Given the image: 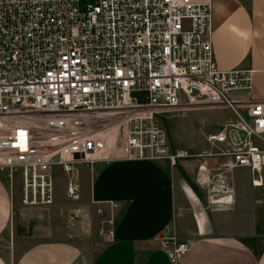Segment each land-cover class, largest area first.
<instances>
[{"label":"built area","instance_id":"obj_1","mask_svg":"<svg viewBox=\"0 0 264 264\" xmlns=\"http://www.w3.org/2000/svg\"><path fill=\"white\" fill-rule=\"evenodd\" d=\"M212 9L213 0H0V172L18 175L23 207L53 204L55 167L77 198L84 162L207 158L196 183L243 169L264 194V101L249 98L252 70L216 65ZM208 108L233 117L213 132L201 123L207 149L173 151L159 117ZM221 190L213 203L231 205L232 187ZM110 206L109 216L97 209L107 242ZM159 243L169 264L190 249L173 236Z\"/></svg>","mask_w":264,"mask_h":264},{"label":"crops","instance_id":"obj_2","mask_svg":"<svg viewBox=\"0 0 264 264\" xmlns=\"http://www.w3.org/2000/svg\"><path fill=\"white\" fill-rule=\"evenodd\" d=\"M211 33L216 65L252 70L249 98L264 101V0H213ZM196 166L181 161L191 181ZM94 168L88 208L109 216L116 205L114 241L94 238L98 251H85L58 227L73 205L56 199L49 207L25 208L21 190L0 172V264H169L159 239L172 236L190 246L178 264H264V198L256 189L252 200L235 195L227 209L209 212L167 160Z\"/></svg>","mask_w":264,"mask_h":264},{"label":"rangeland","instance_id":"obj_3","mask_svg":"<svg viewBox=\"0 0 264 264\" xmlns=\"http://www.w3.org/2000/svg\"><path fill=\"white\" fill-rule=\"evenodd\" d=\"M232 117L233 115L230 110L222 108H208L189 111L185 114L180 113L175 115H163L159 117L158 122L167 133L169 144L173 151L187 150L190 153H197L202 151L203 147L206 149V146H204V144H206L205 140L199 129L201 123L204 122L207 124L208 131L213 132L217 130L221 124L231 120ZM188 160L196 161L197 166L195 174L198 171V167L203 162L207 163L208 168L211 167V165L208 164L209 160H207V158H193ZM181 161H183V159H177L175 166L173 167L175 168L176 172L178 171L177 174L179 173V175H182L181 177H183ZM98 164H100V162L94 163L93 166L88 162L75 165L78 170V192L76 193L77 198H73L68 193L70 175L64 173L59 167H55L53 170L54 200H61L66 206L68 204L70 207L73 205L72 207L75 210L74 213L66 207L64 219L60 220L58 227L61 228V226L64 225L66 232L65 236L67 239L81 247L84 246V250L87 252L89 251L90 254H95L99 249L97 245H93V239L98 237L100 240H103L97 234L100 226V218L97 215V209L95 210L94 208H88V187L92 180L93 174L95 173L94 167ZM208 174L209 178L206 179L205 183L202 185L196 183L195 176L192 180L197 190L195 193L205 210L209 212L215 210L220 211L231 206L217 204L219 202H226L221 200L213 203V200L221 198L219 193L222 191L221 187L225 185L232 187L234 195L233 198H235L236 195V197L240 200L253 199L254 195L252 192L254 189L250 186L249 173L247 170H235L233 180L222 183L214 178L213 172H209ZM13 180L15 187L20 190V180L18 175H15ZM256 191L258 192L256 197L264 198V194L261 190ZM78 217H80L81 220L76 224ZM235 219H238V217H235ZM239 223L241 224L240 217ZM88 244H91L92 246H88Z\"/></svg>","mask_w":264,"mask_h":264},{"label":"trees","instance_id":"obj_4","mask_svg":"<svg viewBox=\"0 0 264 264\" xmlns=\"http://www.w3.org/2000/svg\"><path fill=\"white\" fill-rule=\"evenodd\" d=\"M183 173V172H182ZM183 176L185 177L187 183L191 186V188L193 189L194 192H197L193 182L191 181V179L189 177H187L184 173H183Z\"/></svg>","mask_w":264,"mask_h":264},{"label":"water","instance_id":"obj_5","mask_svg":"<svg viewBox=\"0 0 264 264\" xmlns=\"http://www.w3.org/2000/svg\"><path fill=\"white\" fill-rule=\"evenodd\" d=\"M75 158L77 159V158H78V156H77V155H75Z\"/></svg>","mask_w":264,"mask_h":264},{"label":"bare ground","instance_id":"obj_6","mask_svg":"<svg viewBox=\"0 0 264 264\" xmlns=\"http://www.w3.org/2000/svg\"><path fill=\"white\" fill-rule=\"evenodd\" d=\"M222 201V200H221ZM219 203H223V202H219Z\"/></svg>","mask_w":264,"mask_h":264}]
</instances>
